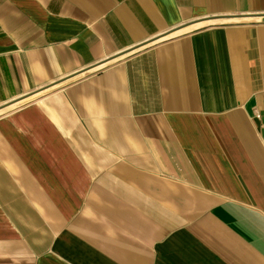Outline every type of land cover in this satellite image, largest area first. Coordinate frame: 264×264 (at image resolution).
Returning a JSON list of instances; mask_svg holds the SVG:
<instances>
[{"label": "crops", "instance_id": "1", "mask_svg": "<svg viewBox=\"0 0 264 264\" xmlns=\"http://www.w3.org/2000/svg\"><path fill=\"white\" fill-rule=\"evenodd\" d=\"M0 264H264V0H0Z\"/></svg>", "mask_w": 264, "mask_h": 264}]
</instances>
